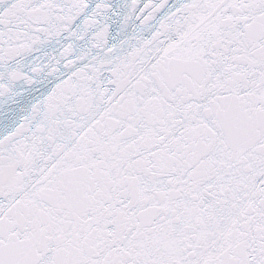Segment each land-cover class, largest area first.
Listing matches in <instances>:
<instances>
[{"label": "snow or ice", "instance_id": "1", "mask_svg": "<svg viewBox=\"0 0 264 264\" xmlns=\"http://www.w3.org/2000/svg\"><path fill=\"white\" fill-rule=\"evenodd\" d=\"M0 264H264V0H0Z\"/></svg>", "mask_w": 264, "mask_h": 264}]
</instances>
